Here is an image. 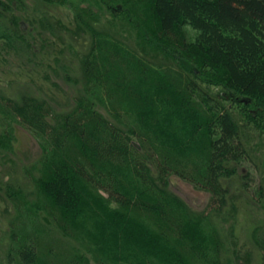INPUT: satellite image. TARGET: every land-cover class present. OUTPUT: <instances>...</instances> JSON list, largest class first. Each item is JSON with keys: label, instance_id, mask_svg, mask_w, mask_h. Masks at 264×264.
<instances>
[{"label": "trees", "instance_id": "16d2710c", "mask_svg": "<svg viewBox=\"0 0 264 264\" xmlns=\"http://www.w3.org/2000/svg\"><path fill=\"white\" fill-rule=\"evenodd\" d=\"M30 1L0 0V150L16 154L21 129L42 151L23 184L0 181L3 264H131L125 249L154 264L136 237L165 247L175 264H232L213 218L235 212L245 243L264 228L256 209L264 208V160L186 66L251 100L264 118V0H145L151 38L170 63L119 45L74 10L63 22L47 1ZM74 20L87 41L71 40ZM56 76L77 91L58 108ZM173 178L207 193L206 209L175 194ZM91 208L103 215L105 238L115 232L120 243L88 259L73 244L74 220ZM259 241L264 247L263 230Z\"/></svg>", "mask_w": 264, "mask_h": 264}, {"label": "rangeland", "instance_id": "374dc122", "mask_svg": "<svg viewBox=\"0 0 264 264\" xmlns=\"http://www.w3.org/2000/svg\"><path fill=\"white\" fill-rule=\"evenodd\" d=\"M3 1L12 5L19 3L18 0ZM44 1H47L49 5H51L50 11L55 13L59 19L61 18L63 22H67L71 18L70 14H72V10H74L79 17L83 18V21L87 23L91 29L104 33L109 39L118 42L119 45L127 49L136 50L138 53L144 54L147 58L156 63L171 62L172 58L168 54H164L161 50L162 48L151 38L150 34L153 32L154 23L145 0H40L37 2L42 7L45 3ZM26 2L31 1L26 0ZM38 3L33 4L36 5ZM76 22L77 21L74 22L73 27L77 30L73 35L77 37H72L71 40L74 41L75 38L79 40V36H82V40L87 41L89 33L85 31L83 25ZM70 45H72L74 49L76 48V51L80 50L77 44L70 42ZM63 47H65L63 53H67L70 46L65 43ZM147 54L149 56H147ZM69 62L70 60L68 63ZM73 62L75 63L74 59ZM71 63L72 62L67 64V66L69 68L71 67L70 70L72 75H74L76 73L74 66L76 65L73 63L74 66H72ZM186 69L193 71L196 81L199 82L198 84L209 94L217 98L233 114L240 123L242 134L246 142L253 146V149L264 160V118L260 111L254 107L252 101L241 95H237L221 82H213L205 79L191 66H186ZM54 81L58 86V88L55 87V93L58 96L57 99L60 101V103L56 105L58 108L69 100L68 97L76 95L77 91H75L70 82L65 81L63 77L56 76ZM14 143L16 154L0 150V181L23 184L25 181L23 169L34 162L42 151L39 142L21 129L18 130L17 139ZM171 188L191 209L197 211L206 209L208 201L207 193L196 190L190 184L177 178L172 179ZM95 194L94 192H88V196L96 202V205L103 213V207L101 206L102 202L99 201V198ZM256 209L260 212H264V208L261 209L258 207ZM33 210H35V213L41 218L44 217L40 210L36 208H33ZM84 211L85 209L74 220L76 238L73 244H75L81 255L88 259H92L93 254L102 255L106 251L117 249L120 243L119 236L113 232V235H111L113 237L109 236L108 239L105 238L104 230L105 228L107 229L108 226L107 224H101L102 218H100V216L103 217L102 213H99L95 208H91L89 212H86L87 214L84 213ZM234 214L235 212H232L213 218V224L221 235L219 247L222 251L223 260L225 258H230L232 264H264V247L259 241V235L261 234V230L264 232V228L260 231H255L252 235L253 238H250V242L245 243L244 238L243 240L239 238L240 232L233 218ZM103 226L105 227L104 230ZM206 229L196 234L199 245H205L207 239ZM243 234H245V232ZM138 239L139 238L136 237L134 239L135 242L142 248L141 251L145 253L146 257L153 260L154 264H175L165 247L160 245L161 248L154 249L145 244L148 242L144 238L141 240ZM5 243L6 234L2 231V227L0 226V264H3L2 258L6 249ZM86 245L92 249V253L87 251ZM124 253H126L125 260L132 259V261H129L131 264H144L137 259V256H131L129 253L133 252H129L128 249H125Z\"/></svg>", "mask_w": 264, "mask_h": 264}, {"label": "bare ground", "instance_id": "6f19581e", "mask_svg": "<svg viewBox=\"0 0 264 264\" xmlns=\"http://www.w3.org/2000/svg\"><path fill=\"white\" fill-rule=\"evenodd\" d=\"M67 10V9H66ZM70 10V9H69ZM74 13V12H73ZM44 18V17H43ZM64 18V17H63ZM108 18V17H107ZM106 18V19H107ZM102 20V19H101ZM43 21V20H42ZM98 25V24H97ZM61 28V27H60ZM143 52V51H142ZM147 56H149L148 54H147ZM161 57V56H160ZM153 60V59H152ZM196 79V78H195ZM197 82V81H196ZM199 83V82H198ZM206 83V82H205ZM222 83V82H221ZM206 85V84H205ZM204 85V86H205ZM217 85V84H216ZM223 86V85H222ZM214 87V86H213ZM224 87V86H223ZM208 89V88H207ZM227 91V90H226ZM217 92V91H216ZM259 116V115H258ZM263 121V120H262ZM258 127V126H257ZM259 128V127H258ZM262 133V132H261ZM251 142V141H250ZM253 147V146H252ZM249 150V149H248ZM252 150V149H251ZM255 160V159H254ZM261 160V159H260ZM252 162V161H251ZM257 168V167H256ZM4 169V168H3ZM33 169V168H32ZM27 170V169H26ZM1 171V170H0ZM3 171V170H2ZM260 175H262V174H260ZM264 183V182H263ZM230 186V185H229ZM247 186V185H246ZM263 188V187H262ZM260 202V201H259ZM231 204V203H230ZM234 205V204H233ZM231 207V206H230ZM237 210V209H236ZM43 211V210H42ZM226 224V223H225ZM229 229V228H228ZM230 230H231V228H230Z\"/></svg>", "mask_w": 264, "mask_h": 264}]
</instances>
